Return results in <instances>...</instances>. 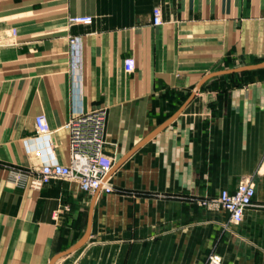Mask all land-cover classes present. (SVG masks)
I'll return each mask as SVG.
<instances>
[{
	"label": "crops",
	"instance_id": "0c3cea01",
	"mask_svg": "<svg viewBox=\"0 0 264 264\" xmlns=\"http://www.w3.org/2000/svg\"><path fill=\"white\" fill-rule=\"evenodd\" d=\"M262 64L264 0H0V264L78 243L53 264H264ZM96 107L113 190L29 188L42 164H68L63 125ZM241 181L255 187L241 222L200 205Z\"/></svg>",
	"mask_w": 264,
	"mask_h": 264
},
{
	"label": "built area",
	"instance_id": "2783aa9c",
	"mask_svg": "<svg viewBox=\"0 0 264 264\" xmlns=\"http://www.w3.org/2000/svg\"><path fill=\"white\" fill-rule=\"evenodd\" d=\"M152 24H161V10L153 7L151 12ZM91 15H73L68 18L70 24H90ZM13 33L15 31L13 30ZM72 54L78 59L79 38L69 36ZM124 68L132 72L135 61L128 57L124 60ZM35 130L39 136H49L52 130L43 115L36 116ZM107 110L96 107L90 110H80L75 113L64 125L69 137V162L60 164L48 162L42 164L31 174L28 181L29 188L41 190L50 183L52 178L75 179L83 192L93 193L97 190L110 192L113 186L108 181V174L112 169L113 160L103 152ZM18 175V174H17ZM255 187L250 182L241 181L234 191L221 190L216 196L200 199V205L214 210H225L232 222L239 223L243 219L244 211L252 205ZM207 264H221V256L211 253Z\"/></svg>",
	"mask_w": 264,
	"mask_h": 264
},
{
	"label": "water",
	"instance_id": "95a60500",
	"mask_svg": "<svg viewBox=\"0 0 264 264\" xmlns=\"http://www.w3.org/2000/svg\"><path fill=\"white\" fill-rule=\"evenodd\" d=\"M264 64H262V66H263ZM237 69H231V70H227V72L229 71H236ZM79 246V243L78 244H75V245H73V246H71L70 248H68L66 251H63V252H61L60 254H57L54 258H53V260H52V262H51V264H53L54 263V261H55V259L57 258V257H59L60 255H62V254H64V253H67V252H71V251H73V250H75L77 247Z\"/></svg>",
	"mask_w": 264,
	"mask_h": 264
},
{
	"label": "rangeland",
	"instance_id": "374dc122",
	"mask_svg": "<svg viewBox=\"0 0 264 264\" xmlns=\"http://www.w3.org/2000/svg\"><path fill=\"white\" fill-rule=\"evenodd\" d=\"M258 61H261V60H258ZM253 62H255V61L249 59V62L248 63H253Z\"/></svg>",
	"mask_w": 264,
	"mask_h": 264
}]
</instances>
